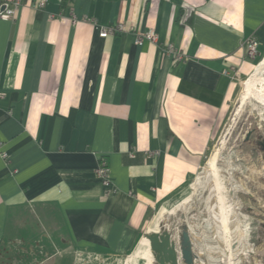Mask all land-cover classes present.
<instances>
[{
	"label": "crops",
	"instance_id": "1",
	"mask_svg": "<svg viewBox=\"0 0 264 264\" xmlns=\"http://www.w3.org/2000/svg\"><path fill=\"white\" fill-rule=\"evenodd\" d=\"M150 30L158 42H139ZM263 54L264 0H22L0 13V264L134 251L191 187Z\"/></svg>",
	"mask_w": 264,
	"mask_h": 264
},
{
	"label": "rangeland",
	"instance_id": "2",
	"mask_svg": "<svg viewBox=\"0 0 264 264\" xmlns=\"http://www.w3.org/2000/svg\"><path fill=\"white\" fill-rule=\"evenodd\" d=\"M260 136L264 138V54L239 82L191 187L155 212L147 225L150 232L165 226L181 236L189 225L196 264H264V152L256 143ZM79 263L158 264L144 238L128 255L88 252L75 261Z\"/></svg>",
	"mask_w": 264,
	"mask_h": 264
},
{
	"label": "water",
	"instance_id": "3",
	"mask_svg": "<svg viewBox=\"0 0 264 264\" xmlns=\"http://www.w3.org/2000/svg\"><path fill=\"white\" fill-rule=\"evenodd\" d=\"M145 236L150 241L151 251L158 264H196L197 255L189 225L183 227L178 245L173 240L170 229L165 226L161 230L148 232Z\"/></svg>",
	"mask_w": 264,
	"mask_h": 264
},
{
	"label": "built area",
	"instance_id": "4",
	"mask_svg": "<svg viewBox=\"0 0 264 264\" xmlns=\"http://www.w3.org/2000/svg\"><path fill=\"white\" fill-rule=\"evenodd\" d=\"M22 3V0H12L11 2H7L5 4V7H2L0 9V13L3 18L5 19H13L15 17L17 9L20 7ZM38 6H43L44 1H41L37 4ZM124 29V26L121 24L114 25L110 28H104L100 35L102 37H107L109 34L113 33L114 31H119ZM144 38L149 39L154 42H158V35L155 31L150 30L148 32H140L138 35V41H142ZM258 46H259V41L255 38H252L249 46H248V54L251 57H257L258 55ZM167 51L173 55L175 61H182L186 59V56L179 50L177 49L174 45L169 44L167 45ZM0 151H1V144H0ZM96 175L102 180L104 185L110 190V192L113 190V185H112V180L110 176V167L108 165V162L105 158H101L98 167L96 169ZM173 240L179 244L180 241V232L178 231V235L172 234ZM178 251L179 247H178ZM181 260V258H180Z\"/></svg>",
	"mask_w": 264,
	"mask_h": 264
},
{
	"label": "flooded vegetation",
	"instance_id": "5",
	"mask_svg": "<svg viewBox=\"0 0 264 264\" xmlns=\"http://www.w3.org/2000/svg\"><path fill=\"white\" fill-rule=\"evenodd\" d=\"M251 132L247 135V138H249ZM256 143L260 146L261 150L264 152V138L262 136H260L258 139L256 138Z\"/></svg>",
	"mask_w": 264,
	"mask_h": 264
},
{
	"label": "bare ground",
	"instance_id": "6",
	"mask_svg": "<svg viewBox=\"0 0 264 264\" xmlns=\"http://www.w3.org/2000/svg\"><path fill=\"white\" fill-rule=\"evenodd\" d=\"M228 197V196H227ZM223 198V197H222ZM145 238L144 239H146L148 242H149V244H150V241H149V239L146 237V236H144ZM84 259V258H83ZM90 260V259H89ZM88 262V261H87ZM80 264V263H79Z\"/></svg>",
	"mask_w": 264,
	"mask_h": 264
}]
</instances>
